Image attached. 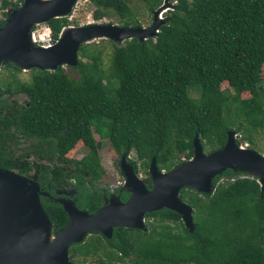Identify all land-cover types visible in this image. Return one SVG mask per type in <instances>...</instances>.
<instances>
[{
	"label": "trees",
	"instance_id": "1",
	"mask_svg": "<svg viewBox=\"0 0 264 264\" xmlns=\"http://www.w3.org/2000/svg\"><path fill=\"white\" fill-rule=\"evenodd\" d=\"M88 1L96 21L115 14L119 27L141 26L130 0ZM140 1L151 14L164 2ZM166 1L172 6L156 36L122 44L101 41L111 45L109 72L101 48L87 44L80 46L76 66L51 72L33 68L29 81L18 79L21 69L11 63L0 68V76L9 77H0V168L23 175L29 169L4 151L13 129L60 155L81 142L88 153L69 161L72 173L44 167L37 181L40 186L50 177L74 181L76 207L92 214L110 194L98 185L100 143L93 121L94 131L134 172L138 167L147 172L152 158L158 171L170 172L192 157L196 135L209 154L224 147L230 131L240 135L238 145L254 146L252 134L264 133V0ZM21 3L0 0L3 17L8 7L15 10ZM4 23L0 19V27ZM68 25L67 18L46 24L53 42ZM16 94L26 103L5 99ZM224 175L235 179L218 183L215 177L212 194L180 190V201L192 208V231L179 214L161 209L145 214V231L114 228L110 239L87 235L69 247L71 263L92 257L97 264H264V192L255 178L230 170ZM119 194L121 201L128 197L125 191ZM40 203L53 232L68 223L59 204L43 197Z\"/></svg>",
	"mask_w": 264,
	"mask_h": 264
},
{
	"label": "water",
	"instance_id": "2",
	"mask_svg": "<svg viewBox=\"0 0 264 264\" xmlns=\"http://www.w3.org/2000/svg\"><path fill=\"white\" fill-rule=\"evenodd\" d=\"M75 2L22 0L17 9L7 13L0 27V67L11 63L23 70L35 68L51 72L64 65L76 66L80 46L96 39L122 44L133 38L143 42L156 36L163 24L158 15L169 8L164 0L163 6L154 12L153 25L148 29L110 24L66 27L52 45H36L33 27L52 19L67 18ZM192 147V157L167 173L158 171L152 158L148 169L150 189L122 159L125 177L122 189L130 194L126 202L111 196L106 207L92 214L78 210L72 202L65 203L63 209L68 223L56 232L40 203L38 184L23 174L0 168V264H72L69 247L81 243L87 235L98 233L110 239L114 228L144 231L145 214L161 209L179 214L184 226L192 231V208L180 201V190L209 193L211 180L226 170L258 178L260 192H264V156L238 145L233 131L227 133L226 143L218 151L205 154L197 135Z\"/></svg>",
	"mask_w": 264,
	"mask_h": 264
},
{
	"label": "rangeland",
	"instance_id": "3",
	"mask_svg": "<svg viewBox=\"0 0 264 264\" xmlns=\"http://www.w3.org/2000/svg\"><path fill=\"white\" fill-rule=\"evenodd\" d=\"M13 1H16V0H13ZM128 4H129V7L132 9L134 17L136 18L138 23L141 25L140 27L144 29H148L153 25V18H154L153 15L157 9L154 10L153 14L149 13L146 10V7L143 5V3L140 0H130ZM162 6L163 4L160 5V7ZM168 6L169 8H166L163 12L159 13L158 20H162V21L164 20L165 15L168 14L172 5L168 3ZM13 10L14 9L8 7L5 10V13L6 14L10 13ZM94 10H95V6L90 1L76 0L74 6L72 7L71 12L67 16V19L69 21V25L67 27L77 28V27L87 26L89 24H104V25L110 24V25L119 27L120 18L117 15L111 14V16L109 17H105L102 20L96 21L92 16V13ZM0 19L2 20L6 19V17L5 18L3 17V10L1 8H0ZM45 28H46V24H41L36 27H33L32 30L33 31L36 30L38 31L39 34H41L43 33V30ZM101 41H109V40L105 38L96 39L86 44L90 45L92 48L97 49V50L101 48L103 52L102 54L103 65H104L105 70L109 72V66H110L109 58H110V53H111V45L108 42H101ZM64 67L67 68L66 65H64ZM17 76H18V79L22 81H29L30 71L21 69V72H19ZM0 77H3V78L6 77L7 80H9V77L7 75H3V76L1 75ZM223 88L224 89L226 88L225 85L223 86ZM190 96L192 98H197L198 93L191 90ZM5 99L9 100L10 102L15 101L17 105H22L26 103L25 96L21 94L10 95V96L8 95V96H5ZM94 127H95V122L93 121L91 122L92 133L94 135L95 141L97 143H100V146L98 149V161L100 165L99 171H98L100 175L98 185L99 187H107V189L111 192L114 189H118V188L122 189L125 177L122 171L121 160L123 159L124 162L129 166H132V165L125 158L119 157L116 154H114L110 143L106 139H101L99 135L94 131L95 130ZM13 134H14L13 136L9 135L8 137H6L4 151L7 152V155L11 156L13 160L16 161L18 164H20L21 166L28 163L29 169L26 172L25 176L28 179H31L33 181L36 178V175L38 174V172L43 167H48L49 169H53V167L55 166L57 170H61L63 173H72L75 166L73 164H69V161H78L82 159L84 156H86L88 153V149L81 142H78L73 147H71L67 152H65L63 155H60L57 153L54 147H51L45 143H41L35 139L26 138L25 136L17 132L15 129H13ZM239 138H240V135H237L236 141ZM252 139L254 141V146H252L253 149L247 147L248 144L246 143H242V146L247 147L248 149H252L255 152H257L259 155L264 156V133L256 132L252 134ZM192 154H193V151H192ZM205 154H209L208 149L205 151ZM129 159L130 160L135 159V156L133 153H130ZM20 165H18L19 166L18 168L21 169L22 167H20ZM14 172H17V170H15ZM134 173L143 183H144V180H147V179L150 180L149 170H147V172H144L142 167H138V171ZM233 173L238 174L239 177L241 176L248 177L247 176L248 174L244 172L237 171ZM216 177H218V180H217L218 183H225L227 180L230 181V180L235 179L234 176L231 178H227L226 175H224V172L221 173L220 175H217ZM249 178H252V177H249ZM51 179L54 180L56 183H58L60 187L66 186L68 192L71 191L70 186L73 185V182L71 180L69 179L58 180L57 178H54V179L51 178ZM213 179L211 180V191L209 193L198 192L196 190H193V191L197 192L199 195L212 194L216 187V184L213 185L212 183ZM255 179H257V182L259 183V179L258 178H255ZM150 184H151V181H150ZM58 192H61V191L58 189ZM144 224H145V230H146L147 228H146L145 219H144ZM76 259L82 260L83 258L77 257ZM83 264H97V258L87 257L85 258V262Z\"/></svg>",
	"mask_w": 264,
	"mask_h": 264
},
{
	"label": "flooded vegetation",
	"instance_id": "4",
	"mask_svg": "<svg viewBox=\"0 0 264 264\" xmlns=\"http://www.w3.org/2000/svg\"><path fill=\"white\" fill-rule=\"evenodd\" d=\"M122 157H124V156H122ZM125 158V157H124ZM39 169V168H38ZM42 169H44V167L42 168ZM41 171H39L38 172V174L40 173ZM38 174L36 175V178L34 179V182H36L37 184H38V186H39V189H40V197H43V198H46L48 201H50V202H54V203H57V204H59L61 207H62V209H63V206H64V204L65 203H70V202H72L73 204H74V206L76 207V198L74 197V190H73V185H74V181H72L73 182V185H71L70 186V189H71V191L70 192H68V190H67V188H66V186H64V187H60L59 185H58V183H56L55 181H53V180H51L50 178H47V180H48V184L45 186V183L44 182H42L41 183V186L39 185V183H38ZM25 175V174H24ZM41 178V177H40ZM50 179V180H49ZM61 180H64V179H61ZM66 180V179H65ZM70 180V179H69ZM144 184H145V186H146V188L147 189H150L151 188V184H148V183H146L145 181H144ZM54 188V192H53V194H52V192H50L52 189ZM46 189V190H45ZM58 189L61 191V192H58ZM114 191H118V193L117 194H115L114 193ZM121 191H125V190H123V189H120V188H118V189H114L112 192L111 191H109V196L106 198H104L103 199V202H102V205H101V207L100 208H98L97 210H99V209H101V208H103V207H106L108 204H109V201H110V198H111V196H113V197H118V200L120 201V202H122V203H125L126 202V200L129 198V196H130V194L128 193V197L124 200V201H121L120 200V192ZM126 192V191H125ZM77 208V207H76ZM78 209V208H77ZM96 210V211H97ZM63 211H64V209H63ZM126 261H129V259H127ZM117 263H120L119 261H116ZM99 264V263H98Z\"/></svg>",
	"mask_w": 264,
	"mask_h": 264
},
{
	"label": "built area",
	"instance_id": "5",
	"mask_svg": "<svg viewBox=\"0 0 264 264\" xmlns=\"http://www.w3.org/2000/svg\"><path fill=\"white\" fill-rule=\"evenodd\" d=\"M33 36H34V41L35 44L39 46H50L54 42L52 41V36H51V31L50 29L46 26V28L43 30V33L39 34L38 31H33Z\"/></svg>",
	"mask_w": 264,
	"mask_h": 264
},
{
	"label": "bare ground",
	"instance_id": "6",
	"mask_svg": "<svg viewBox=\"0 0 264 264\" xmlns=\"http://www.w3.org/2000/svg\"><path fill=\"white\" fill-rule=\"evenodd\" d=\"M41 1H44V0H41ZM43 47H44V46H43ZM53 239H54V238H53ZM53 239H52L50 242H49V241L47 242V243H48V245H49V244H52V242H53Z\"/></svg>",
	"mask_w": 264,
	"mask_h": 264
}]
</instances>
